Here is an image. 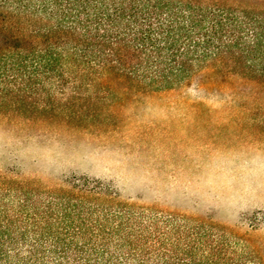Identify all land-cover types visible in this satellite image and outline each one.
I'll return each instance as SVG.
<instances>
[{
  "label": "trees",
  "instance_id": "trees-1",
  "mask_svg": "<svg viewBox=\"0 0 264 264\" xmlns=\"http://www.w3.org/2000/svg\"><path fill=\"white\" fill-rule=\"evenodd\" d=\"M204 69L264 84V0H0V112L63 113L117 89L182 87ZM259 259L222 224L123 200L96 178L0 173V264Z\"/></svg>",
  "mask_w": 264,
  "mask_h": 264
},
{
  "label": "rangeland",
  "instance_id": "rangeland-1",
  "mask_svg": "<svg viewBox=\"0 0 264 264\" xmlns=\"http://www.w3.org/2000/svg\"><path fill=\"white\" fill-rule=\"evenodd\" d=\"M252 91L264 97V84L204 69L182 87L117 89L63 113L3 107L0 173L96 178L123 200L222 224L264 264V105L241 103Z\"/></svg>",
  "mask_w": 264,
  "mask_h": 264
}]
</instances>
